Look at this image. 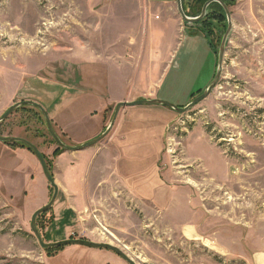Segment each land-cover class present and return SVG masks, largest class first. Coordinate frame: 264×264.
<instances>
[{"label": "rangeland", "instance_id": "374dc122", "mask_svg": "<svg viewBox=\"0 0 264 264\" xmlns=\"http://www.w3.org/2000/svg\"><path fill=\"white\" fill-rule=\"evenodd\" d=\"M206 1L181 0L185 16ZM223 1L220 78L187 112L124 107L101 141L58 155L32 106L0 122V137L31 143L53 178L60 155L88 153L84 191H59L36 218L45 244H108L134 264H264V0ZM226 29L218 5L189 25L175 0H0V117L36 103L76 147L105 132L118 103L184 108L213 80ZM52 194L30 150L0 143V264H127L107 250L42 249L30 220Z\"/></svg>", "mask_w": 264, "mask_h": 264}, {"label": "water", "instance_id": "95a60500", "mask_svg": "<svg viewBox=\"0 0 264 264\" xmlns=\"http://www.w3.org/2000/svg\"><path fill=\"white\" fill-rule=\"evenodd\" d=\"M212 3H216L222 8L224 15H225V18H226V21H227V29H226V32H225L223 38H222V41L220 43V47L218 50L216 73H215L213 80L207 86V88L202 92V94L199 95L198 97L194 98L186 107H184V108L176 107L172 104H169L167 102L157 100V99L138 100V101L130 102V103H127V102L118 103L114 109L113 118L110 122V125L105 130V132L103 134H101L100 136H98L97 138H95L94 140L85 142V143L78 145L76 147H69V146H66L63 143H61V141L59 140V138L56 136L55 132L52 129L51 122L49 121V118H48L46 112L38 104L33 103V102H23V103H19V104H16L14 106H11L0 117V122L4 121L9 115H11L14 111L19 109L20 107L32 106L33 108L37 109L40 112L41 116L43 117V119L45 121L46 129H47L50 137L53 139V141L57 145V147L60 148L61 150H64V151L76 152V151H82V150L88 149V148L92 147L93 145H95L96 143H98L99 141H101L108 134L109 129L113 125V123H114V121L118 115V112L121 108L134 107V106H158V107L168 108V109L173 110L174 112H176L178 114H183V113L187 112L190 108L196 106L197 104H199L200 102L205 100L211 94V92L213 91L215 86L217 85L219 78H220V73H221V66H222V62H223L225 43H226L227 38L231 32L232 24H231L228 9L221 0H208L203 5L201 12H200V15L196 18H187L185 16L183 10H182L181 0H175L176 11H177L179 18L181 19L182 22H184L185 24H189V25L199 23L200 21H202L206 15L207 7ZM0 143L19 144L21 146L26 147L28 150H30L34 154V156L37 158V160L41 166L43 175L46 179V182L53 189V194H52V198H51L50 202L46 206L35 211L31 217V220H30V230L33 233V235L35 236V238L38 242V245L42 249L48 250V249H53V248L57 249V248H61V247H66V246H80V247H84L87 249L107 250V251H110V252L114 253L115 255H117L119 258H121L127 264H134L133 261L128 259L121 251H119L117 248L110 246L108 244H96V243H92V242L85 241V240H79V239L78 240L69 239V240L60 241L57 243L45 244L42 241V238L36 229L35 221H36V218L38 216L47 212V210L53 205L54 200L56 199V196H57V192H58L57 186L55 185L51 175L48 172V169H47L46 163L43 159V156L40 154V152L31 143H29L28 141H26L24 139H20V138H3V137H0Z\"/></svg>", "mask_w": 264, "mask_h": 264}, {"label": "crops", "instance_id": "0c3cea01", "mask_svg": "<svg viewBox=\"0 0 264 264\" xmlns=\"http://www.w3.org/2000/svg\"><path fill=\"white\" fill-rule=\"evenodd\" d=\"M125 144H126V148L128 149V143ZM87 155L88 153L83 155L65 153L57 158L55 164V173H54L55 177L53 179L54 182L56 183V186H58V189L64 195H66L67 197H75V200L78 196H80L81 192L84 191L85 189L84 182L86 181V177L83 178L81 158H85ZM126 168L127 166L125 165L124 170H126ZM135 168H136V164H135ZM113 169L116 170L117 168L115 167Z\"/></svg>", "mask_w": 264, "mask_h": 264}, {"label": "trees", "instance_id": "16d2710c", "mask_svg": "<svg viewBox=\"0 0 264 264\" xmlns=\"http://www.w3.org/2000/svg\"><path fill=\"white\" fill-rule=\"evenodd\" d=\"M223 3H224V1L223 0H221ZM207 2V1H206ZM225 4V3H224ZM217 6V4H211L209 7H216ZM219 6V5H218ZM208 7V8H209ZM207 8V9H208ZM62 152V150H57V152H56V155H58L59 153H61Z\"/></svg>", "mask_w": 264, "mask_h": 264}, {"label": "flooded vegetation", "instance_id": "af4514ba", "mask_svg": "<svg viewBox=\"0 0 264 264\" xmlns=\"http://www.w3.org/2000/svg\"><path fill=\"white\" fill-rule=\"evenodd\" d=\"M212 4H216V3H212ZM210 5H211V4H210ZM210 5H209V6H210ZM217 5H218V4H217ZM209 6H208V7H209ZM208 7H207V8H208ZM62 151H63V150H62ZM51 177H52V176H51ZM52 179H53V177H52ZM53 181H54V179H53ZM54 183H55V182H54ZM55 185H56V184H55ZM57 189H58V187H57ZM59 191H60V190L58 189L57 195H58Z\"/></svg>", "mask_w": 264, "mask_h": 264}]
</instances>
